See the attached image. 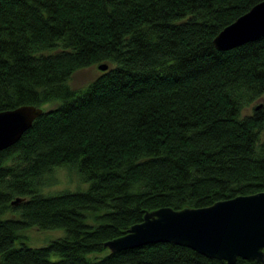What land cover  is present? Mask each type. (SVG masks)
Returning a JSON list of instances; mask_svg holds the SVG:
<instances>
[{
  "label": "trees",
  "instance_id": "trees-1",
  "mask_svg": "<svg viewBox=\"0 0 264 264\" xmlns=\"http://www.w3.org/2000/svg\"><path fill=\"white\" fill-rule=\"evenodd\" d=\"M261 1L0 0V111L53 105L0 150V264H226L174 243H104L147 211L264 191V102L244 113L264 98V36L213 45ZM66 166L88 188L43 193ZM32 227L66 235L17 245Z\"/></svg>",
  "mask_w": 264,
  "mask_h": 264
},
{
  "label": "water",
  "instance_id": "water-1",
  "mask_svg": "<svg viewBox=\"0 0 264 264\" xmlns=\"http://www.w3.org/2000/svg\"><path fill=\"white\" fill-rule=\"evenodd\" d=\"M264 36V0L216 34L217 50L228 51ZM106 70L107 64H99ZM43 114L37 106L0 111V150L14 145ZM24 198L17 197L12 204ZM104 246L119 252L160 242L187 246L208 258L235 264L239 258L264 264V191L220 200L205 207H162L143 214Z\"/></svg>",
  "mask_w": 264,
  "mask_h": 264
},
{
  "label": "rangeland",
  "instance_id": "rangeland-1",
  "mask_svg": "<svg viewBox=\"0 0 264 264\" xmlns=\"http://www.w3.org/2000/svg\"><path fill=\"white\" fill-rule=\"evenodd\" d=\"M99 64L80 69L76 71L70 81L69 84L73 89L79 90L85 88L91 81H93L96 77H98L103 70L99 69ZM110 66V65H109ZM264 98H261L248 106L245 110V114H253V108L255 105L259 103H263ZM52 104H45L43 109L47 110L52 107ZM78 171L76 169L67 167L66 168H57L56 174L53 176L54 182L42 188V192L49 195H55L60 191H83L88 188L89 183L83 181L80 177ZM10 215H13L10 213ZM24 234L21 240H18L17 245L21 242L26 243L27 245L32 247H39L47 244L50 240H54L57 238L64 237L66 235L65 230L62 228L54 229V230H41L36 227L29 228L28 230L21 231ZM57 258L54 256L53 259Z\"/></svg>",
  "mask_w": 264,
  "mask_h": 264
},
{
  "label": "bare ground",
  "instance_id": "bare-ground-1",
  "mask_svg": "<svg viewBox=\"0 0 264 264\" xmlns=\"http://www.w3.org/2000/svg\"><path fill=\"white\" fill-rule=\"evenodd\" d=\"M160 208H162V207H160ZM171 208V207H170ZM157 209H159V208H157Z\"/></svg>",
  "mask_w": 264,
  "mask_h": 264
}]
</instances>
